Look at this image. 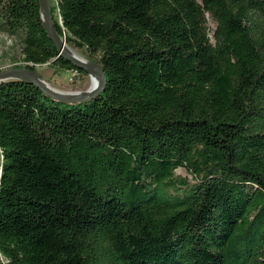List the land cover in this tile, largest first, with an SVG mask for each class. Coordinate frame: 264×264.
Here are the masks:
<instances>
[{"label":"trees","instance_id":"16d2710c","mask_svg":"<svg viewBox=\"0 0 264 264\" xmlns=\"http://www.w3.org/2000/svg\"><path fill=\"white\" fill-rule=\"evenodd\" d=\"M48 2L105 81L73 102L0 81V264H264V0ZM0 30L15 66L87 73L40 0H0Z\"/></svg>","mask_w":264,"mask_h":264},{"label":"rangeland","instance_id":"374dc122","mask_svg":"<svg viewBox=\"0 0 264 264\" xmlns=\"http://www.w3.org/2000/svg\"><path fill=\"white\" fill-rule=\"evenodd\" d=\"M205 18L206 24L209 26L208 35L212 40L211 29L214 26V22L207 13L205 14ZM65 46L78 56L82 57L84 60L88 61V59L75 48L70 47L67 43H65ZM21 56L22 53L19 41L14 36H10L6 32L0 30V70L18 67L15 66L17 64H24L21 60ZM34 68L38 72L39 76L53 89L70 93L86 90L90 87L91 81L88 72L86 74H83L74 72L73 70L59 68L57 71H55L54 67L48 65L47 62L35 64ZM173 175L178 178L186 177V182L188 183L192 181L190 173L186 171L183 166L175 167L173 169ZM112 186L113 184L109 185V183H104L102 184V186H100L99 190L103 194H107V192H110V194H114L115 189H113ZM118 190L120 191V193L117 194L119 197L127 198V196L125 195L126 191L123 192L120 189ZM156 193L161 194V188L156 189Z\"/></svg>","mask_w":264,"mask_h":264},{"label":"water","instance_id":"95a60500","mask_svg":"<svg viewBox=\"0 0 264 264\" xmlns=\"http://www.w3.org/2000/svg\"><path fill=\"white\" fill-rule=\"evenodd\" d=\"M40 4L43 9L44 22L46 26V31L49 37L54 41L60 53L65 55L75 66L80 67L87 71L90 67H96L99 71V81L95 86H90L86 90L75 91V92H62L56 89L51 88L36 72L35 69L29 67H12L5 70H0V81L11 78H23L29 82L38 86L43 92L57 98L66 101H77V100H86L90 97L96 95L103 87L105 81V75L103 73L102 67L96 61H87L84 60L68 51L65 47L64 37L60 38L56 31L54 30L50 6L48 0H40Z\"/></svg>","mask_w":264,"mask_h":264},{"label":"bare ground","instance_id":"6f19581e","mask_svg":"<svg viewBox=\"0 0 264 264\" xmlns=\"http://www.w3.org/2000/svg\"><path fill=\"white\" fill-rule=\"evenodd\" d=\"M68 51L70 53L78 56L77 54H75L74 52H72L70 49H68ZM78 57H80V56H78ZM80 58H82V57H80ZM87 72H88V74L90 76V81H91L90 86H95L98 83V81H99V71H98V69L96 67H90V68L87 69ZM10 77H12V76H10Z\"/></svg>","mask_w":264,"mask_h":264},{"label":"clouds","instance_id":"9594fccd","mask_svg":"<svg viewBox=\"0 0 264 264\" xmlns=\"http://www.w3.org/2000/svg\"><path fill=\"white\" fill-rule=\"evenodd\" d=\"M3 160V150H0V161ZM0 172H2V168H0Z\"/></svg>","mask_w":264,"mask_h":264}]
</instances>
